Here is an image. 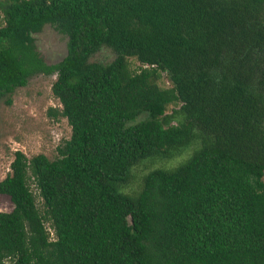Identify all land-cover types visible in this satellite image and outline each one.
Segmentation results:
<instances>
[{
    "label": "trees",
    "instance_id": "1",
    "mask_svg": "<svg viewBox=\"0 0 264 264\" xmlns=\"http://www.w3.org/2000/svg\"><path fill=\"white\" fill-rule=\"evenodd\" d=\"M0 13V98L54 75L48 114L70 128L51 161L13 153L0 264H264V0H0ZM45 26L64 40L54 64L34 44ZM103 49L110 62L89 61ZM190 147L122 191L133 167Z\"/></svg>",
    "mask_w": 264,
    "mask_h": 264
},
{
    "label": "rangeland",
    "instance_id": "2",
    "mask_svg": "<svg viewBox=\"0 0 264 264\" xmlns=\"http://www.w3.org/2000/svg\"><path fill=\"white\" fill-rule=\"evenodd\" d=\"M0 25L2 18L0 13ZM37 51L48 63L57 60L54 57L64 47V40L53 31L50 26H45L38 34L33 35ZM113 55L103 49L93 55L89 61L108 63ZM139 64L132 58L127 59L129 72H136ZM157 84L161 88H169L170 84L165 73H160ZM55 76L35 75L27 80L22 88H17L9 96L10 103L6 104L7 97L0 98V181L9 173V164L13 159L15 151L21 152L26 158L41 154L48 160L57 157L56 149L63 142L69 139L70 128L65 119L59 116H50L49 109L60 110L58 101L51 94V84ZM174 106H168L166 113H169ZM192 147L182 151L179 155L170 159L144 161L131 170L132 178L122 188L124 193H133L139 190L141 177L154 169H171L182 160L187 158ZM264 182V176L262 178ZM34 196V202L39 212L42 211L41 199L37 191L30 186ZM11 204L7 197L0 195V212H9ZM46 229L49 237L52 232ZM4 264H9L5 262Z\"/></svg>",
    "mask_w": 264,
    "mask_h": 264
},
{
    "label": "flooded vegetation",
    "instance_id": "3",
    "mask_svg": "<svg viewBox=\"0 0 264 264\" xmlns=\"http://www.w3.org/2000/svg\"><path fill=\"white\" fill-rule=\"evenodd\" d=\"M64 53H65V47H63L60 54L56 56V58H58L57 60L56 59L54 61L52 60V62H48L47 64H54L56 61L60 60V58L64 55Z\"/></svg>",
    "mask_w": 264,
    "mask_h": 264
},
{
    "label": "crops",
    "instance_id": "4",
    "mask_svg": "<svg viewBox=\"0 0 264 264\" xmlns=\"http://www.w3.org/2000/svg\"><path fill=\"white\" fill-rule=\"evenodd\" d=\"M60 53H56L54 57H56L57 55H59Z\"/></svg>",
    "mask_w": 264,
    "mask_h": 264
}]
</instances>
